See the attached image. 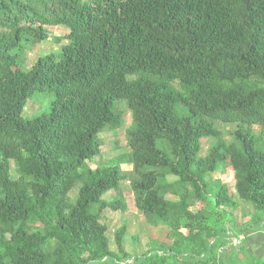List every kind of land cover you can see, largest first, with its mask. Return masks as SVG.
Instances as JSON below:
<instances>
[{
  "label": "trees",
  "instance_id": "trees-1",
  "mask_svg": "<svg viewBox=\"0 0 264 264\" xmlns=\"http://www.w3.org/2000/svg\"><path fill=\"white\" fill-rule=\"evenodd\" d=\"M49 27L67 30L56 41L66 44L21 71L24 45L47 41ZM35 92L55 100L24 120ZM126 111L119 164L132 171L113 161L91 169L99 136L121 129ZM221 124L237 127L231 143ZM254 127L264 135V0H0V264H264L242 243L221 257L264 233ZM203 139L217 143L199 158ZM229 170L234 194L211 179ZM123 182L171 246L130 255L123 226L111 251L104 213L126 206L103 198ZM241 205L253 213L238 226Z\"/></svg>",
  "mask_w": 264,
  "mask_h": 264
},
{
  "label": "rangeland",
  "instance_id": "rangeland-1",
  "mask_svg": "<svg viewBox=\"0 0 264 264\" xmlns=\"http://www.w3.org/2000/svg\"><path fill=\"white\" fill-rule=\"evenodd\" d=\"M48 32V40L37 44L34 46H28L27 44L24 45L25 51L19 58V68L23 72H29L33 65L40 59L46 57L50 53H58L60 51V47L66 42H62L58 44L56 41L57 39L63 38L67 34V30L56 27L47 28ZM55 100L54 93H38L35 92L31 99L28 101L27 106L24 109L22 118L24 120H32L39 118L43 115H46L50 112V107L52 102ZM186 115V114H185ZM132 125V117L129 112L126 111L124 115V123L121 129L119 130H107L103 134H101L98 140L102 143V154L100 157L94 159L92 164L88 165L91 169H96L99 165H103L110 161H113L114 166L121 169L122 172H130L132 171V167L127 164L120 165L119 160L124 156L129 154L128 142L126 133L128 129ZM220 129L223 131L224 136L223 139L227 143H231L233 139V133L237 130L236 126H226V125H219ZM254 134L260 136L261 131L259 128H253ZM261 139H264V135H261ZM217 143L216 140L211 139H203L202 140V150L199 154V158L206 157L211 148L215 146ZM11 175L13 179L17 178L15 173L14 165L12 164ZM212 180H220L223 184L227 185L232 194H234V178L233 172L227 171L225 174L222 172H217V174L211 176ZM167 183L172 181V179H163ZM80 185L74 189L71 197L78 193ZM119 199L124 201L126 206V210L124 212L118 211L113 212L111 210H107L104 213L103 223L106 224L108 227V237L110 240V247L111 251L117 252V247L115 244V232L119 230L121 227L126 226L127 228V235L125 237V252L130 255H139L146 251L151 246H171L174 241L177 239L171 234L170 230L166 227L159 226L153 227L151 224L148 223L146 218L140 214L135 206L134 196L130 188V184L128 182H123L120 184L119 192H113L106 197L103 198V201L108 199ZM171 198V197H170ZM174 199V198H171ZM204 209L203 204H195L194 208L192 209L193 212L202 211ZM252 209L247 206L241 205L240 209L234 214V220L238 226L243 225L245 222L250 220L252 215ZM233 220L232 216L229 214L228 217L225 219ZM184 235H187V231L182 230ZM237 235V232H235ZM257 235V233H256ZM257 235L256 237H258ZM244 237L239 239L242 243V246L246 253H248L247 248L250 243L244 241ZM257 239V238H256ZM140 242V244H139ZM240 243V244H241ZM239 244V245H240ZM238 243L233 244L229 247L228 250L223 251L221 257L227 258L230 252L237 251L239 247ZM249 257L256 258L258 261L264 262V258L258 257L255 253L253 255H249Z\"/></svg>",
  "mask_w": 264,
  "mask_h": 264
},
{
  "label": "crops",
  "instance_id": "crops-1",
  "mask_svg": "<svg viewBox=\"0 0 264 264\" xmlns=\"http://www.w3.org/2000/svg\"><path fill=\"white\" fill-rule=\"evenodd\" d=\"M257 235L259 236L256 237ZM257 235L255 233L244 239V241L250 243L247 248V254L252 256L253 253H255L256 255H258V257L264 258V233L259 232L257 233Z\"/></svg>",
  "mask_w": 264,
  "mask_h": 264
},
{
  "label": "built area",
  "instance_id": "built-area-1",
  "mask_svg": "<svg viewBox=\"0 0 264 264\" xmlns=\"http://www.w3.org/2000/svg\"><path fill=\"white\" fill-rule=\"evenodd\" d=\"M235 243H238V245H239L241 243V241L240 240H238V241L237 240H234V244Z\"/></svg>",
  "mask_w": 264,
  "mask_h": 264
}]
</instances>
